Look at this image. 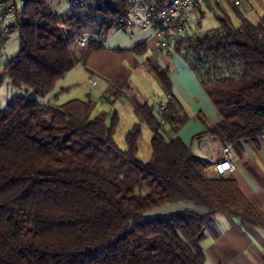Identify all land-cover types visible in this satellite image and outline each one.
Masks as SVG:
<instances>
[{
	"label": "trees",
	"instance_id": "16d2710c",
	"mask_svg": "<svg viewBox=\"0 0 264 264\" xmlns=\"http://www.w3.org/2000/svg\"><path fill=\"white\" fill-rule=\"evenodd\" d=\"M128 1L88 0L66 13L51 0H25L17 10L10 32H19V51L0 75V84L7 75L23 92L5 104L0 98V264H206L201 241L216 213L264 226L236 179L216 172L178 135L189 116L167 69L153 67L166 93L161 100H168L165 121L160 100H136L141 121L126 132L125 148L116 140V109L94 115L91 97L60 104L39 99L76 62L105 48L116 29L105 19L125 12ZM231 4L240 23L224 11L218 28L190 35L172 50L189 63L222 115L213 125L199 113L206 131L237 149L264 135V13L253 20ZM198 10L205 13L203 6ZM92 27L98 37L76 47V38ZM129 50L142 55L148 45ZM143 124L152 130L147 161L138 157ZM176 202L209 211L147 215Z\"/></svg>",
	"mask_w": 264,
	"mask_h": 264
},
{
	"label": "crops",
	"instance_id": "0c3cea01",
	"mask_svg": "<svg viewBox=\"0 0 264 264\" xmlns=\"http://www.w3.org/2000/svg\"><path fill=\"white\" fill-rule=\"evenodd\" d=\"M195 15L203 17L199 10L195 12ZM120 30L124 29L112 30L104 41V49L91 53L85 62H76L74 68L57 82L59 90L48 101L57 102L56 100L61 99L60 94L68 96L61 99L62 103L74 98L91 97L96 102L94 115L100 112L111 114L116 109L119 114V125L123 117V120L125 119L128 123L126 129L128 131L135 123L141 121L135 106L136 100L157 104L159 100L165 98L166 93L153 67L167 69L173 83L172 92L191 120L190 124H186L184 128L180 127L178 135L195 153L206 157L201 149L200 140L213 138V135L207 132L206 127L198 121V114L203 113L213 125L222 120V115L203 106L211 98L195 71L180 54L165 51L155 53L157 36L151 30L132 28L125 30L128 34L125 39H118ZM88 32L95 35V38L98 37L95 27ZM144 41L148 45V51L145 54L138 55L129 50L135 44ZM119 48L124 50H116ZM122 56L131 60L135 70L143 71V75L139 77L145 82L147 88L149 78L156 80L157 84L152 83L153 86H150L149 91L142 92L137 82H133L132 72L123 76L121 61L118 63L113 60L108 61V57L120 60ZM93 81H97L96 84ZM6 87L7 90L3 92L4 94L2 93L3 104L23 93L22 90L12 86L10 79ZM232 149L238 154L239 160L236 169L228 175L236 179L242 193L264 218V135L257 141H241L239 148L232 147ZM210 151L215 160L223 157L217 143L211 146ZM187 206L201 214L209 211L193 203H187ZM201 246L206 254V264H264V226H244L238 218L225 213H216L211 227L207 229L201 241Z\"/></svg>",
	"mask_w": 264,
	"mask_h": 264
},
{
	"label": "built area",
	"instance_id": "2783aa9c",
	"mask_svg": "<svg viewBox=\"0 0 264 264\" xmlns=\"http://www.w3.org/2000/svg\"><path fill=\"white\" fill-rule=\"evenodd\" d=\"M114 1V0H111ZM224 0H170L169 3L157 6L151 0H129L125 12L112 16H107L105 21L112 23L116 29L130 30L140 28L144 31L151 30L157 36V47L154 51H165L172 53V46L186 37L195 34V28L191 21V16L203 6L206 9L214 10L216 4H221ZM233 4L244 11H251L255 8L253 0H231ZM88 0H68L72 8L83 7ZM25 0H0V75L3 69L1 57L9 37L17 10L21 8ZM95 35L91 32L80 34L74 45L76 47L86 46ZM175 52V51H174ZM176 53V52H175ZM1 78V76H0ZM95 84L97 81H93ZM160 111L159 118L165 121L163 113L168 112V100H161L158 103ZM200 140L201 149L206 158L213 162V168L220 174H228L236 169L239 160L238 154L232 149L230 144L223 145L217 136ZM219 144L223 157L215 160L210 148L213 144Z\"/></svg>",
	"mask_w": 264,
	"mask_h": 264
},
{
	"label": "rangeland",
	"instance_id": "374dc122",
	"mask_svg": "<svg viewBox=\"0 0 264 264\" xmlns=\"http://www.w3.org/2000/svg\"><path fill=\"white\" fill-rule=\"evenodd\" d=\"M51 1L53 2L54 5L56 3H58L57 8L62 12L68 13V12H71L73 9L69 5L67 0H60L59 2H58V0H51ZM253 2L255 4V8L253 10L249 11L248 13H249V16L253 20H256L261 14L264 13V0H253ZM221 5H222V7L221 6L218 7L216 4L214 10L206 9L205 7H203V9L205 11V13H203V12L201 13V16H203V17H197V15H195V13L191 16L193 28H195V34H193V35L203 33L204 31H207L211 28H218L220 26V21H219L217 15H223L224 11H226L230 15V17L232 18V20L235 24L240 23V18L237 16V14L234 12V10L232 8L231 0H224L221 3ZM118 35H119L118 39L119 38L125 39L126 35H128V34L125 33V30H120V33ZM113 41H115V40H113ZM19 47H20L19 32H18V30L11 31L9 33V37L7 39V42H6V45L4 48V52H3V55L1 58L2 63L6 64L7 61L13 55L17 54L19 51ZM177 54H180V53H177ZM112 60L116 63H118V61L122 62L123 76H126V75H128V73L132 72V78L134 80L133 82H137V85L139 86L140 90H142V92H144V90L149 91L150 86H153L152 83L154 85L157 84L156 80L154 81V80H151V78H149L150 80L148 82V88H147L145 82L141 81L142 79L139 77V75H143V73H142L143 71H141V69L135 70L131 60L128 57L122 56L120 58V60L117 58L112 59L111 57H108L109 62H111ZM7 81H9V79H8V76L6 75L4 77V82L0 86L1 87L0 97H1L2 102L4 101L2 93L7 90V87H6ZM140 82H141V85H140ZM58 90H59V85L56 84V87L49 94H47L44 97H39V99L43 102H46ZM72 93H75V92H72ZM30 94H33L32 90L30 91ZM60 96H61V99H64V97L65 98L68 97L66 94H60ZM61 99L56 100L57 102H55V100H54V102L57 104H60V103H62ZM209 100L210 101L208 102V100H207V103L205 102L203 104V106L214 110L215 113H217V112L220 113L219 110L217 109L215 103L213 102V100L212 99H209ZM190 121H191L190 119L187 120L186 123L182 126V128H184V126L186 124H190ZM198 121L201 122L202 125H204V123L201 119L198 118ZM127 128H128V123H127V121H125V119L123 120V117H122V122L118 126L117 131H116V140H117L119 146L122 148H125V146H126V144H125V133L127 131L126 130ZM150 139H151V128L148 124H143L142 139L140 142V152L138 155V157L143 161H147L151 157ZM185 209L191 210L190 207L187 206V203L176 202V203L161 205L159 207L151 209L148 211L147 214H149L148 215L149 218L150 217H156V216H169L172 213H177V212L183 211Z\"/></svg>",
	"mask_w": 264,
	"mask_h": 264
}]
</instances>
